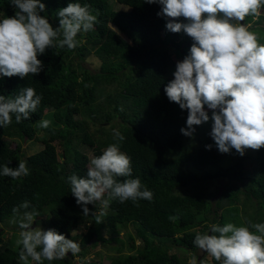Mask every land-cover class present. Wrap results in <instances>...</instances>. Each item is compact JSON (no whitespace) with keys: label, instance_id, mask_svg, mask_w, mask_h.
Segmentation results:
<instances>
[{"label":"trees","instance_id":"obj_1","mask_svg":"<svg viewBox=\"0 0 264 264\" xmlns=\"http://www.w3.org/2000/svg\"><path fill=\"white\" fill-rule=\"evenodd\" d=\"M41 2L46 6L41 15L54 29L60 27L57 10L71 2L88 5L97 19L92 31L77 35L79 44L74 50L49 48L38 56L43 62L39 74L24 79L0 76V95L14 98L22 88L32 87L42 97L30 119L16 123L13 114L9 126H0V170L4 165L16 168L20 161H26L30 171L19 179L0 175V224L6 225L15 216L13 207L28 201L40 213L35 227L48 216L47 230L55 229L82 243L76 254L82 258L89 253L87 245L94 237L110 241L103 237L105 230L112 241L129 250L110 264H190L172 254L165 244L196 255L200 249L193 244L195 235L207 233L212 224L264 223V147L246 149L243 156L235 149L224 154L210 136L211 126H194L197 142L181 133L187 127L188 111L170 102L164 89L174 79V56L182 61L193 41L184 32L182 40L181 32L166 29L168 18L157 15L159 4L117 0L128 10L116 11L108 0ZM11 3L0 0V19L18 11ZM253 21L248 17L243 23ZM177 22L186 21L179 18ZM253 24L264 27V16ZM90 59L96 62L94 68L86 66ZM45 119L51 121L50 127L39 128L38 122ZM113 130H119L125 139H115ZM14 142L16 147L12 146ZM114 143L131 158L130 178H139L142 190L151 191L153 199L136 203L112 199L106 211L97 201L87 205L89 214L84 216L68 182L71 175H87L91 159L79 147L87 145L94 156H99ZM38 144L41 150L33 153L39 150L34 149ZM213 188L215 193L211 192ZM100 212L104 215L97 224L95 214ZM81 226L87 227V232L76 234ZM127 228L134 233L127 234L126 243L119 235ZM18 233L7 241L3 240L5 230L0 233V264H22V246L15 243ZM195 257L197 264H219L207 253ZM29 262L35 264L30 258ZM44 264L75 263L66 255L62 260H45Z\"/></svg>","mask_w":264,"mask_h":264},{"label":"clouds","instance_id":"obj_2","mask_svg":"<svg viewBox=\"0 0 264 264\" xmlns=\"http://www.w3.org/2000/svg\"><path fill=\"white\" fill-rule=\"evenodd\" d=\"M145 2L161 6L157 15L168 18V31L184 32L193 41L189 54L176 63L174 79L164 89L170 102L188 111L187 127L181 133L191 137L194 126L211 119L210 136L220 153L235 149L243 156L246 149L264 147V43L250 30V24L242 23L248 17L264 16V0ZM11 5L18 11L0 19V76L9 78L24 79L29 74H39L43 62L38 56L49 48L74 50L79 44L77 35L92 31L97 19L88 5L71 2L57 10L60 27L54 29L41 15L46 7L41 0H12ZM179 18L186 22H177ZM41 100L32 87L22 88L14 98L0 95V126H9L13 114L16 123L30 119V113L36 111ZM205 106L212 110L211 117ZM50 125L51 121L45 119L37 126L47 129ZM113 135L119 141L125 139L119 130H113ZM29 174L26 161H20L16 168L4 165L0 170V175L12 179ZM131 176V158L114 143L90 160L86 177L74 174L68 177V182L76 203L88 216L87 205L97 201L104 208L112 199L121 203L151 201L153 193L146 188L142 190L140 179ZM118 177L129 178L120 181ZM12 212L18 217L13 222L20 229L15 243L22 246L19 252L22 264H30L29 258L35 264H44L45 260H62L69 252L73 256L80 252L77 242L55 229L33 228L40 213L28 201L13 207ZM103 215V212L95 214L97 224ZM193 244L219 264H264V223L212 224L207 233L195 235ZM190 264H197L195 257Z\"/></svg>","mask_w":264,"mask_h":264},{"label":"rangeland","instance_id":"obj_3","mask_svg":"<svg viewBox=\"0 0 264 264\" xmlns=\"http://www.w3.org/2000/svg\"><path fill=\"white\" fill-rule=\"evenodd\" d=\"M109 3L111 4V6L113 7L114 10H128L127 7L123 6V5H120L117 3V0H108ZM262 13H264V10L262 9ZM259 20V17L258 18H254V21L253 22H257ZM253 22L249 23L251 25V31H254L256 32L259 36H260V42L261 43H264V27H261L259 25L255 26V24H253ZM243 23V22H242ZM180 37L182 40H184L185 38V34L183 32L180 33ZM184 45H189V44H184ZM171 52H174L175 53V49L174 48H169ZM172 53V54H174ZM174 59L176 60V62H178V59H176V56H174ZM94 65H96V62L92 63V59H90L86 66L89 67V68H94ZM206 111H208L209 113V116L211 117V112L212 110H209L207 108H205ZM212 126V121L211 119L206 122V123H203L202 125H199V129H205L207 127H210ZM93 131V128L91 129ZM198 132H195L193 134V136L189 137V141L191 142H194L196 141L197 142V139H198ZM16 142H14L12 144L13 147H16ZM36 146H39V147H35L34 149H39L38 151H35L33 152L34 150L32 151H29L28 153L31 154L32 152L33 153H37L41 150L42 146L40 144L36 145ZM25 147H28V145H25ZM59 151L61 152V148L58 147ZM26 150V149H25ZM79 150L81 152H84L86 153L90 159H92L94 157V154H93V149L91 147H88L87 145L83 146V147H79ZM228 181H221L222 184H226ZM215 188H213L211 190L212 193H215ZM217 198L214 197V201L216 200ZM99 207H101L102 209H104L106 211V209L102 206L101 202L99 203ZM240 211H241V214L243 215V207L240 206ZM252 212V209L249 210V213ZM48 216L46 217H43L41 218L40 222H41V225H39L38 227H40L41 229L43 230H47L48 226H49V220L47 219ZM14 220H18V217L16 216H12L10 219H8V221L5 222L6 225L4 224H0V233L3 232V230H5L6 232V236L3 238V240L7 241V239H10L12 237V234L17 232V229H19L18 227V223H14L13 221ZM103 221H106L105 219ZM35 222L36 220L33 222V225H35ZM36 228V227H34ZM12 229V230H11ZM11 230V231H10ZM87 232V227L85 226H81L80 229L76 230L75 233L76 234H85ZM134 233V230L132 228H127L125 229L124 231H121L120 232V239L123 241V242H126L127 243V240H128V236L127 234L129 233ZM102 234H103V237L104 239L106 240H110V241H107L106 243L103 242V241H100L98 240L96 237H94L90 242L89 244L87 245L88 248H89V253L86 254V256L84 258L78 256V255H75L73 256L72 253H67V255L70 257V258H73V262L75 264H92L93 262H97L98 264L100 263H103V264H110L111 261H113L114 259H117L118 256L120 254H123V253H128L129 250L127 249V246H125L123 248V246L121 245V243L119 241H112L111 240V237L109 234H107V232L105 230L102 231ZM155 241L159 242V243H165L164 240H161V239H157L155 238L154 239ZM82 243H80L81 245ZM165 247L166 248H170V251L172 254H176L178 255L179 257L191 262V260L193 259V257L195 256H198V259L199 257H202V255H205L203 253L202 250H198L196 252V255H193V253L191 252H186L183 248H178L176 246H173V245H170L168 243L165 244ZM80 248H82L80 246ZM118 250H122V252H119ZM196 258V257H195Z\"/></svg>","mask_w":264,"mask_h":264},{"label":"water","instance_id":"obj_4","mask_svg":"<svg viewBox=\"0 0 264 264\" xmlns=\"http://www.w3.org/2000/svg\"><path fill=\"white\" fill-rule=\"evenodd\" d=\"M33 228L35 227V225L34 226H32ZM204 254H206V252H203Z\"/></svg>","mask_w":264,"mask_h":264}]
</instances>
